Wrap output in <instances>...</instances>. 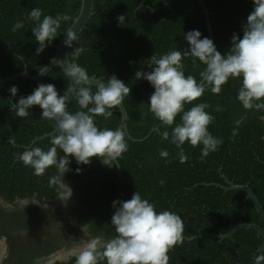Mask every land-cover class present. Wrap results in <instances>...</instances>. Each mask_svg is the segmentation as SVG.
I'll return each mask as SVG.
<instances>
[{
	"label": "trees",
	"instance_id": "1",
	"mask_svg": "<svg viewBox=\"0 0 264 264\" xmlns=\"http://www.w3.org/2000/svg\"><path fill=\"white\" fill-rule=\"evenodd\" d=\"M203 1L210 12L212 41L224 55L234 33L242 38L254 4L252 0ZM80 4L81 0H0V82L25 69L34 76L46 66L77 17ZM34 8L42 11L41 20L46 15L70 17L61 22L57 37L46 42L38 55V43L31 30L34 22L28 19ZM121 15L125 17L123 25L117 20ZM17 21H22L24 27L14 32ZM193 30L199 31L201 38H208L206 17L196 0H167L166 4L162 0H94V15L73 42L69 59L85 69L89 77L107 84L115 75L130 87V94L124 99L128 150L119 158V166L112 167L97 157L87 165L77 164L69 157L70 170L64 174L63 182L72 191L74 206L68 211L48 206L58 193L66 195V189L51 182L60 175L57 168L50 167L37 176L18 158L25 148L47 151L52 147V136L32 143L55 131V122L42 119L39 106L29 108L30 115L25 118L11 110V104L32 94L38 82L17 78L0 83V237L7 244L6 257L0 264H45L62 243L77 241L82 234L89 239L113 238L116 233L111 224L115 211L112 202L128 200L135 191L152 203L157 213L171 211L184 222L183 243L168 252V264L255 263L262 238L252 229H241L223 240L197 236L202 232L227 234L240 222L264 226L246 192L225 191L221 187H229L227 181L248 185L264 209V109L247 110L238 101L241 78H230L220 94L206 89L198 100L185 104L184 110L199 103L209 104L211 107L205 111L214 120L208 131L222 143L216 151L202 157L203 145L192 147L185 142L182 147L188 159L180 163L179 150L169 140H163L160 133L171 134L172 128L182 123L183 113L176 116L171 127H164L149 111L154 88L147 80L135 77L137 71H150L148 64L153 54L159 57L170 51L188 50L185 34ZM76 47L84 49L78 57L72 54ZM182 63L185 75H193L199 81V72L205 65L197 59L194 67L191 56H185ZM42 82L53 84L59 95L69 88V80L59 66L48 72ZM12 86L18 89L15 97L9 91ZM80 86L83 85L77 87ZM91 90L95 93L97 87L92 86ZM217 106L220 111H216ZM78 110L73 97L68 111ZM111 111L113 116L107 120L95 117L98 128L118 129L120 110ZM9 137L16 139V147L7 143ZM161 150L169 153L167 159L159 155ZM57 155H63L59 148ZM23 200H33L34 205L24 206L19 203ZM35 229L38 235L31 234ZM42 230L47 231L44 238L40 237ZM23 231L26 242L22 241ZM51 264H75V256Z\"/></svg>",
	"mask_w": 264,
	"mask_h": 264
},
{
	"label": "clouds",
	"instance_id": "2",
	"mask_svg": "<svg viewBox=\"0 0 264 264\" xmlns=\"http://www.w3.org/2000/svg\"><path fill=\"white\" fill-rule=\"evenodd\" d=\"M252 2L254 8L247 16L242 38L234 33L231 47L224 55L216 50L211 39L201 38V33L193 30L185 34L188 50L183 53L170 51L159 57L153 54L148 64L150 71L135 73L136 79H145L154 88L149 97V111L164 127H171L176 116L183 113L182 123L176 124L171 134L168 131L160 133L163 140H169L179 150L180 163H186L188 159L182 147L185 142L192 147L203 145L202 157L216 151L222 143L221 139L208 131V126L214 120L205 111L211 107L209 104L199 103L190 110H184L185 104L198 100L206 89L220 94L222 86L230 78H241L238 101L247 110L264 109V0ZM41 15L39 8L32 9L28 14V19L34 22L31 30L38 43L37 55L47 46L46 42L51 43L57 37L61 22L70 19L67 14H57L55 18L46 15L41 20ZM117 20L123 25L125 17L118 16ZM22 27L23 22L17 21L12 31ZM73 40L75 34H71V38L67 36L64 43L71 47ZM83 51V48L76 47L72 54L78 57ZM185 56L193 58L194 67L197 59L205 65L199 72V81L193 75H185L182 63ZM67 73L73 79V87L65 90L63 95L58 94L53 84H40L32 94L11 104V110L18 117L29 116L28 109L39 106L41 118L55 122L56 134L51 139L52 147L47 151L40 147L25 148L18 158L26 167H31L37 176H42L48 168L55 166L60 175L53 177L51 182L66 189V195L64 192L58 193L62 201L72 195L71 189L63 182L64 174L70 170L69 157L74 158L77 164L87 165L91 158L97 157L105 166H119V158L128 150L125 131L120 128L100 129L95 117L111 118V110L120 107L131 91L130 87L112 75L107 84H98L97 91L93 93L85 69L70 64ZM79 85L83 86L77 87ZM9 91L15 97L18 89L12 86ZM73 97L80 110L70 113L67 105ZM220 110L217 106L216 111ZM233 135H236L235 131ZM7 143L17 146L14 137H9ZM57 148L62 150V156L58 157ZM159 155L167 159L169 153L161 150ZM112 207L115 211L111 224L116 235L108 240L102 236L87 240L75 254V264H101L105 261L106 264H168V252L183 243L184 222L181 217L167 210L157 213L155 206L142 199L137 191L128 200H114Z\"/></svg>",
	"mask_w": 264,
	"mask_h": 264
},
{
	"label": "water",
	"instance_id": "3",
	"mask_svg": "<svg viewBox=\"0 0 264 264\" xmlns=\"http://www.w3.org/2000/svg\"><path fill=\"white\" fill-rule=\"evenodd\" d=\"M165 4L167 3V0H162ZM202 7V13L205 14L206 17V24H207V29H208V38L212 40V29H211V23H210V12L208 11V8L203 0H196ZM94 15V0H81L80 4V9L78 12L77 17L74 19L72 22L71 26L67 29V31L63 34L62 38L56 45V52L54 57L50 60V62L44 66L40 71H43V73L38 72L36 75L31 76L28 74L27 70L25 69L23 73L17 74L12 77H8L0 83H5L8 81H13L17 78H25L29 80H34L38 82V84H44L42 82V78L50 72L54 67L59 66L62 71L65 73L69 80V88L73 87V79L68 75L67 73V68L69 67L70 62L69 59V50L71 47L67 46L64 41L67 39V36L71 38V34H75V40L78 38L79 34L86 28V25L90 18ZM71 43V46L73 42ZM90 82L92 86H97L100 83H104L100 78H96L94 76L89 77ZM106 84V83H104ZM71 101V100H70ZM70 101L67 105V110L68 106L70 104ZM121 113V123L118 128L123 129L127 134H128V128H127V121H128V115L127 111L124 106V101L123 104H121L120 107H118ZM55 133L52 132L49 135L42 136L40 138L35 139L32 143L36 142L37 140H40L44 137L47 136H53ZM129 135V134H128ZM229 187H224L221 186L225 191L228 190H242L246 192L247 197L252 200L254 208L256 213L260 216L261 220L264 223V209L262 205L260 204L258 198L254 194V192L249 188L248 185H236L233 182L227 181ZM241 229H252L257 232L258 236L262 238V245L258 254V257L255 261L254 264H264V226H260L254 223H245V222H240L232 231H230L227 234H211L208 232H202L198 234V238L203 237V236H208V237H213V238H218V239H227L231 238L237 231Z\"/></svg>",
	"mask_w": 264,
	"mask_h": 264
},
{
	"label": "rangeland",
	"instance_id": "4",
	"mask_svg": "<svg viewBox=\"0 0 264 264\" xmlns=\"http://www.w3.org/2000/svg\"><path fill=\"white\" fill-rule=\"evenodd\" d=\"M22 205L24 206H33L34 205V201L33 200H24L22 202ZM74 205L73 199L70 197L68 198L66 201H62L59 196H57L56 198H54L50 204L48 206L53 207V208H58V207H62L65 208L64 210H69V208H71V206ZM33 235H38L37 233L39 232L38 229H35L33 231H31ZM46 230H42L40 237L44 238L46 236ZM53 233V232H51ZM26 232L23 231L21 233V236L23 237V242H26L25 238ZM89 240V238L86 237V235L82 234L79 239L77 241L71 242L69 244H65L62 243L60 245V249L58 251H56L55 253L51 254L48 257V260L46 261V264L48 263H53L57 260H67L68 258H70L71 256H75L76 253H78L82 247V245ZM5 239L0 238V258H4L5 256ZM7 252V250H6ZM1 259V260H2ZM0 260V262H1Z\"/></svg>",
	"mask_w": 264,
	"mask_h": 264
},
{
	"label": "flooded vegetation",
	"instance_id": "5",
	"mask_svg": "<svg viewBox=\"0 0 264 264\" xmlns=\"http://www.w3.org/2000/svg\"><path fill=\"white\" fill-rule=\"evenodd\" d=\"M24 201V200H23ZM23 201H19V203H21L22 204V202ZM72 206H74V205H72ZM0 238H3V239H5L4 237H0ZM5 246H6V249H5V253H6V250H7V244L5 243ZM6 257V254H5V256H4V258ZM71 257H73V256H71ZM3 258V259H4ZM2 258H0V260H1ZM2 261V260H1ZM46 264V263H45ZM48 264H51V263H48Z\"/></svg>",
	"mask_w": 264,
	"mask_h": 264
}]
</instances>
